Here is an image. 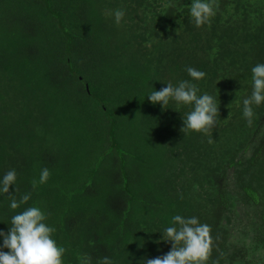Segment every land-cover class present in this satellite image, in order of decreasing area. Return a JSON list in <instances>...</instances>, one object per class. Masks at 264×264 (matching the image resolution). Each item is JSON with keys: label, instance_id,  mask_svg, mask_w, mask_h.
I'll return each mask as SVG.
<instances>
[{"label": "trees", "instance_id": "obj_1", "mask_svg": "<svg viewBox=\"0 0 264 264\" xmlns=\"http://www.w3.org/2000/svg\"><path fill=\"white\" fill-rule=\"evenodd\" d=\"M192 2L0 0V179L14 169L9 194H31L11 209L0 193V230L39 207L63 264H143L171 250L173 216H195L211 228L206 264H264V102L251 126L243 116L264 0H205L214 15L200 27ZM117 9L119 24L105 14ZM181 81L215 99L207 134L181 131L191 105L148 99Z\"/></svg>", "mask_w": 264, "mask_h": 264}, {"label": "clouds", "instance_id": "obj_2", "mask_svg": "<svg viewBox=\"0 0 264 264\" xmlns=\"http://www.w3.org/2000/svg\"><path fill=\"white\" fill-rule=\"evenodd\" d=\"M105 14L114 15L117 24L124 16V12L120 9ZM190 14L196 27H200L214 15L213 3L193 0ZM186 70L194 80H200L206 75L192 67ZM252 74L251 95L243 100V116L247 118L249 126L254 115L252 105H260L264 102V63L254 66ZM198 91L197 85L189 81H181L177 86L168 82L161 90L151 92L148 99L153 104L161 103L164 107L169 103L170 98L178 103L191 105L192 110L183 115L181 131L185 134L189 131L207 134L216 126L219 108L212 95L207 93L198 95ZM208 142L212 143L211 137ZM49 177L50 170L43 168L39 181L35 179L32 181L33 189L38 183H46ZM16 179V171L14 169L8 171L0 179V193L9 194L10 186L15 184ZM15 191L19 189L16 188ZM30 198V193L24 194L19 201L11 196V209L19 208ZM46 219V214L39 207H29L12 216L10 230L7 232L0 230V235L3 236V248L10 250H0V264H63L62 257L67 250L63 246H58L52 238L56 229L48 226L44 222ZM161 232L163 233L161 239L171 242V250L156 258L145 257L143 264H206L209 260L213 248L211 228L208 224H201L197 217L175 215L172 217V226L166 227ZM80 264H90V257L87 255L80 257ZM101 264H113V262L108 257H104ZM214 264L219 262L216 261Z\"/></svg>", "mask_w": 264, "mask_h": 264}]
</instances>
